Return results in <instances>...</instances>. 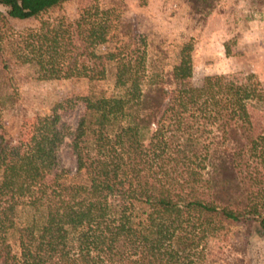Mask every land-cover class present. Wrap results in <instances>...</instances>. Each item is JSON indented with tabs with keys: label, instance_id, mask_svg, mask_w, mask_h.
<instances>
[{
	"label": "trees",
	"instance_id": "obj_1",
	"mask_svg": "<svg viewBox=\"0 0 264 264\" xmlns=\"http://www.w3.org/2000/svg\"><path fill=\"white\" fill-rule=\"evenodd\" d=\"M63 1L0 0V264H244L245 242L228 233L247 225L264 235L259 78L221 73L188 84L192 39L164 69L145 35L111 34L113 9L97 0H75L72 20L41 18ZM194 1L206 12L214 2ZM27 19L39 21L11 25ZM14 66L88 88L35 114L9 143L1 113L18 96ZM103 82L108 91L94 89ZM78 103L71 127L63 116Z\"/></svg>",
	"mask_w": 264,
	"mask_h": 264
},
{
	"label": "rangeland",
	"instance_id": "obj_2",
	"mask_svg": "<svg viewBox=\"0 0 264 264\" xmlns=\"http://www.w3.org/2000/svg\"><path fill=\"white\" fill-rule=\"evenodd\" d=\"M213 1L208 12L207 3L191 9L192 0H97V3L102 8L113 9L116 21L111 34L115 38L124 40L127 35H145L148 53L162 58L164 69L176 60L178 45L192 39V74L186 80L188 84L199 83L204 75L253 72L264 88V0ZM59 16L75 18V0H64L41 18ZM38 21L12 20L11 25L20 30L34 27ZM13 71L18 96L13 107L1 113V134L9 143L25 137L35 114H47L55 101L82 94L88 88L85 80L35 79L29 66H14ZM110 87L109 82H103L94 89L108 91ZM81 109L78 103L63 116L71 127ZM59 158L72 172L74 157L65 145L60 147ZM256 229L235 225L229 230L230 241L237 245L245 242L244 264H264V235Z\"/></svg>",
	"mask_w": 264,
	"mask_h": 264
}]
</instances>
